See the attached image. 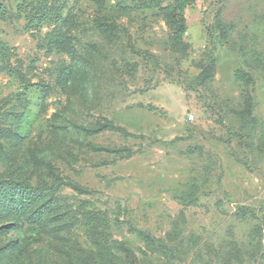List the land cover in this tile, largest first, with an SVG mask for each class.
I'll return each instance as SVG.
<instances>
[{
  "label": "rangeland",
  "instance_id": "374dc122",
  "mask_svg": "<svg viewBox=\"0 0 264 264\" xmlns=\"http://www.w3.org/2000/svg\"><path fill=\"white\" fill-rule=\"evenodd\" d=\"M172 1L0 0V186L27 203L0 201V246L51 202L12 264L93 252L87 211L120 214L171 264H264V0H197L180 49Z\"/></svg>",
  "mask_w": 264,
  "mask_h": 264
},
{
  "label": "trees",
  "instance_id": "16d2710c",
  "mask_svg": "<svg viewBox=\"0 0 264 264\" xmlns=\"http://www.w3.org/2000/svg\"><path fill=\"white\" fill-rule=\"evenodd\" d=\"M196 1L173 0L170 5L160 10L171 34L170 44L176 49H180L182 46V38L186 33L184 11ZM45 21V16L42 18L32 17L28 20V25L36 27L34 23L42 24ZM9 60L10 52L0 41V64L7 67ZM108 127L109 124H106L90 132L97 133ZM60 183L56 184V187ZM0 201L5 204L4 206L12 215L22 214L25 204H27L21 191H14L12 188H3L2 186H0ZM49 204H51L50 201L40 203L30 212L32 221L25 228L26 240L16 237L15 240L0 246V261L8 260L7 263L12 264L17 257L16 255H24L27 252L25 250L27 247L42 239L44 233L41 228L43 225L39 223V220L48 213L47 205ZM27 206L30 207V204ZM85 214L82 222L87 227L93 252L85 251L82 257L77 254V258L72 264H171L175 260V251L172 248L154 239L148 233L134 230L130 223L125 222L123 217L120 220V214L113 217L105 212L96 211H87ZM3 228L0 226V231ZM115 229L118 231L125 230L129 235L135 236L142 243V246L134 249L124 240L114 238ZM37 264H48V260L42 263L39 261Z\"/></svg>",
  "mask_w": 264,
  "mask_h": 264
},
{
  "label": "built area",
  "instance_id": "2783aa9c",
  "mask_svg": "<svg viewBox=\"0 0 264 264\" xmlns=\"http://www.w3.org/2000/svg\"><path fill=\"white\" fill-rule=\"evenodd\" d=\"M188 119H189V120H192V119H193V116H189Z\"/></svg>",
  "mask_w": 264,
  "mask_h": 264
}]
</instances>
